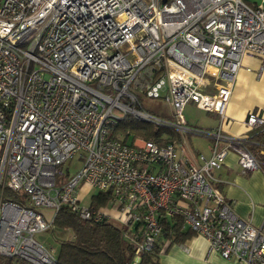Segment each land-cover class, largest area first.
<instances>
[{
	"label": "built area",
	"instance_id": "built-area-1",
	"mask_svg": "<svg viewBox=\"0 0 264 264\" xmlns=\"http://www.w3.org/2000/svg\"><path fill=\"white\" fill-rule=\"evenodd\" d=\"M245 55L264 56V0H0V256L52 264L35 235L66 206L84 220L141 223L132 264L156 244L160 213L225 259L264 264V221L238 217L213 175L230 151L243 173L260 169L247 137L221 130ZM141 96L163 99L170 115L145 110ZM188 104L216 116L217 129L188 125ZM125 117L173 128L181 141L123 142L112 134ZM245 125H264V109ZM188 136L208 139V153ZM74 159L76 172L58 181ZM82 184L109 192V207L82 204Z\"/></svg>",
	"mask_w": 264,
	"mask_h": 264
},
{
	"label": "trees",
	"instance_id": "trees-1",
	"mask_svg": "<svg viewBox=\"0 0 264 264\" xmlns=\"http://www.w3.org/2000/svg\"><path fill=\"white\" fill-rule=\"evenodd\" d=\"M117 133L123 135V142H130L134 138L152 141L159 145L181 141L179 133L173 128L155 126L131 117L119 121L112 135L115 136ZM245 145L257 157L260 169H264V125L252 130V134L245 140ZM58 175L57 180L61 181L69 173L60 166ZM217 188L220 189L218 184ZM3 196L6 200L20 204L25 202L18 194L11 191H5ZM110 199L109 192H98L91 196L90 205L92 208H99L106 205ZM158 221L162 228L161 234L154 247L142 255L139 264H159V254L170 245L181 243L194 233L184 229L182 220L177 216L160 213ZM51 231L55 233L54 239L58 243L55 261L52 264H132L133 242H140L143 235L141 223L124 226L108 219L84 220L69 211L66 206H62L55 214ZM67 232L71 233V238L65 237ZM16 263L17 260L14 258L0 256V264Z\"/></svg>",
	"mask_w": 264,
	"mask_h": 264
},
{
	"label": "crops",
	"instance_id": "crops-1",
	"mask_svg": "<svg viewBox=\"0 0 264 264\" xmlns=\"http://www.w3.org/2000/svg\"><path fill=\"white\" fill-rule=\"evenodd\" d=\"M264 109V56L245 55L236 73L230 98L225 111L221 130L224 134L245 138L252 130L245 125L247 115L254 110ZM201 111V110H200ZM204 112V111H202ZM209 118L204 127L208 131L218 127V118L204 112ZM199 152L208 153L209 140ZM219 190L231 203L233 212L253 226L264 221V169L243 173L240 171L235 152H228L224 163L214 170ZM105 206V205H104ZM105 207H109L106 203ZM103 209H107V208ZM109 210V209H107ZM184 229H188L184 227ZM159 264H238L211 252L207 241L200 235L191 236L181 243L170 245L158 256Z\"/></svg>",
	"mask_w": 264,
	"mask_h": 264
},
{
	"label": "rangeland",
	"instance_id": "rangeland-1",
	"mask_svg": "<svg viewBox=\"0 0 264 264\" xmlns=\"http://www.w3.org/2000/svg\"><path fill=\"white\" fill-rule=\"evenodd\" d=\"M248 4L252 5L255 3H261L262 0H245ZM141 105L143 108L155 115H162V116H169L171 113V108L169 105L164 103L163 99H150L144 96L140 98ZM184 117L187 123L193 127L200 126L204 127L205 122L208 121L209 118L206 117L205 113L198 110L192 104H188L184 109ZM207 130V129H205ZM207 140L203 137L198 136H190L188 140V144L194 150H200L204 148L206 145ZM79 166V162L74 159L67 163V165L63 166V170H68V173L71 175L74 174ZM241 171V169H240ZM98 193L96 189L90 188L86 184H82L79 187V196L81 198L82 204L87 205L90 203L91 196ZM264 194V193H262ZM106 206V205H105ZM109 206V202H108ZM45 214H48V210H43ZM55 233L51 231V229L46 230L44 232L38 233L35 235V239L42 243L45 247L51 248L54 254L58 250V243L54 239ZM65 237L71 238L72 235L70 232H67Z\"/></svg>",
	"mask_w": 264,
	"mask_h": 264
},
{
	"label": "bare ground",
	"instance_id": "bare-ground-1",
	"mask_svg": "<svg viewBox=\"0 0 264 264\" xmlns=\"http://www.w3.org/2000/svg\"><path fill=\"white\" fill-rule=\"evenodd\" d=\"M248 138V137H247Z\"/></svg>",
	"mask_w": 264,
	"mask_h": 264
}]
</instances>
